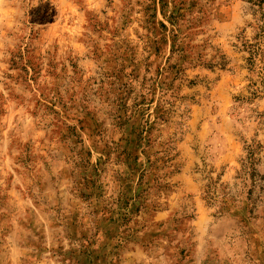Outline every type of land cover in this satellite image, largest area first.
Masks as SVG:
<instances>
[{
    "label": "rangeland",
    "instance_id": "374dc122",
    "mask_svg": "<svg viewBox=\"0 0 264 264\" xmlns=\"http://www.w3.org/2000/svg\"><path fill=\"white\" fill-rule=\"evenodd\" d=\"M249 5L0 0V264H264Z\"/></svg>",
    "mask_w": 264,
    "mask_h": 264
},
{
    "label": "trees",
    "instance_id": "16d2710c",
    "mask_svg": "<svg viewBox=\"0 0 264 264\" xmlns=\"http://www.w3.org/2000/svg\"><path fill=\"white\" fill-rule=\"evenodd\" d=\"M250 5L249 8L252 11L254 17L257 18L259 23V39H264V0H246ZM260 43H252L248 45V50L250 52L249 61L253 63L255 58L260 52Z\"/></svg>",
    "mask_w": 264,
    "mask_h": 264
}]
</instances>
